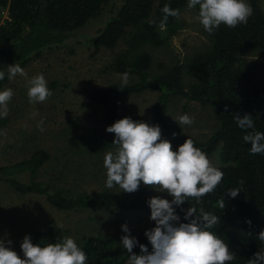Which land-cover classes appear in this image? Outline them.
I'll return each mask as SVG.
<instances>
[{"label": "trees", "instance_id": "16d2710c", "mask_svg": "<svg viewBox=\"0 0 264 264\" xmlns=\"http://www.w3.org/2000/svg\"><path fill=\"white\" fill-rule=\"evenodd\" d=\"M114 1L0 0V21L4 8L7 12V18L0 23V70L6 73L5 79L0 81V90L8 80V65L16 63L23 67L41 57L44 50L58 49L75 36L83 37L95 49L114 50L119 42L123 43L124 47L115 54L109 68L120 76L127 72L134 79L126 85L111 82L102 89L93 90L88 95L89 101L107 107L105 121L111 125L121 118L117 107L120 96L157 91L159 96L152 108L153 124L159 125L161 133L166 134L172 132L165 112L173 97L181 96L213 108L218 127L207 139L184 135L181 128H177L179 135L174 138L172 148L175 151L186 138L193 139L206 154L220 145L221 164L217 167L223 171L224 178L214 192L202 198L201 203L189 200L180 206L173 205V208L180 216V222H187L184 212L189 205L196 206L197 216L201 207L218 215L220 223L210 230L235 253L236 259L230 264H247L255 252L264 248V243L257 238L264 229V154L250 152V144L242 138L245 130L238 127L234 114L253 116L255 130L264 132V70L257 74L254 60L248 61L244 57L245 52L252 51L264 58V12L259 0H248L252 14L246 24H238L235 28L221 24L212 34L208 33L203 49L186 62L175 61L169 66L155 62L151 49L166 46L185 27L180 12L188 7V0H122L115 12ZM166 4L178 9L179 17L169 16L162 28V9ZM94 20L101 22L102 27L93 36L83 34V27ZM6 122V117L0 118V127ZM68 123L73 130L79 128L70 118ZM87 131L91 129L87 128ZM89 136L84 134L78 143L92 151L98 145L89 144ZM49 159L46 149L37 148L26 158L1 164L0 182L21 194H39L50 205L62 210L118 208L150 213L147 201L152 196L141 193L127 196L126 192L106 188L87 193L34 181L33 175ZM23 174H28L30 179L21 180ZM234 188L240 191L232 198L228 190ZM222 198L224 209L220 208ZM63 236L64 231L59 226L51 225L39 229L31 242L55 243ZM75 241L86 253L87 264L128 262L127 251L114 237L91 234L82 235ZM137 241L134 253L140 254L139 244L146 245L151 251L147 237L137 238Z\"/></svg>", "mask_w": 264, "mask_h": 264}, {"label": "rangeland", "instance_id": "374dc122", "mask_svg": "<svg viewBox=\"0 0 264 264\" xmlns=\"http://www.w3.org/2000/svg\"><path fill=\"white\" fill-rule=\"evenodd\" d=\"M121 3L122 0L113 2L114 12ZM259 4L264 12V0H259ZM198 8V5L192 9L187 7L180 12L185 27L166 46L151 49L155 62H163L165 66L175 61L186 62L195 52L204 48L208 32L198 20ZM3 11L0 23L7 18L6 9ZM100 27L102 23L94 20L84 26L81 32L93 36ZM123 47L124 44L119 42L114 50L95 49L83 37L75 36L58 49L44 50L41 57L23 66L26 77L17 75L14 79H8L1 90L10 87L14 95L8 104L6 125L0 127V165L19 161L33 150L44 148L49 152L50 159L33 175L34 181L49 182L55 188L85 190L87 193L104 188L121 192L118 186L111 189L105 186L103 157L105 152L114 151L116 147L112 144L114 133L106 131L107 126H110L105 121L107 107L90 102L88 95L111 82H122L121 76L112 71L109 64ZM244 55L246 60H254L256 73L264 70V58L259 54L248 51ZM38 73L47 79L52 95L43 103L32 104L27 96V79ZM133 79L129 77L127 83ZM185 80L188 77L185 76ZM158 96L157 91L120 96L117 100L120 117L127 116L153 124L152 108ZM182 114L193 117L194 123L179 125L176 121ZM165 117L172 132L161 133V138L169 140L171 144L179 135L177 128H181L184 135L204 140L218 127L210 105L189 101L181 96H175L169 101ZM69 118L79 125L78 129L69 127ZM41 120L43 132L37 127ZM87 128L91 131H87ZM84 134L90 135L89 144L98 147L89 151L84 144L78 143ZM69 143L73 145L69 146ZM219 148L220 145L207 154L216 167L221 164ZM20 178L28 181L30 176L23 174ZM137 193L171 200L167 192L157 191L143 183L137 191L127 193V196H135ZM51 225L59 226L65 235L75 240L82 235L95 234L114 237L121 244V237L126 234L121 225H127L128 234L137 239L146 237L145 230L154 227L155 222L150 219V213L142 210L58 209L39 194H21L0 182V238L6 242L10 240L8 246L22 256L20 243L25 235L31 239L39 229Z\"/></svg>", "mask_w": 264, "mask_h": 264}, {"label": "clouds", "instance_id": "9594fccd", "mask_svg": "<svg viewBox=\"0 0 264 264\" xmlns=\"http://www.w3.org/2000/svg\"><path fill=\"white\" fill-rule=\"evenodd\" d=\"M198 8V20L205 31L212 34L221 24L235 28L238 24H246L252 14L248 0H188V8ZM163 28L169 16L179 17V10L164 5ZM5 71L0 70V81L5 79ZM17 75L27 76L25 70L16 63L7 66V78ZM122 85L129 79L127 72L121 74ZM123 89V87L121 88ZM14 92L7 87L0 90V118L7 117L8 104ZM52 95L48 81L42 73L27 79V96L29 103H43ZM35 115V113H33ZM239 128L245 130L243 141L250 144L252 154H264V132L255 130L253 116L235 115ZM179 125H191L194 118L182 114L176 121ZM43 132V120L38 125ZM114 133L112 144L114 151H107L103 157L106 169L105 186L109 189L118 186L121 191L133 193L143 183L157 191L167 192L171 200L160 196H152L147 201L150 208V219L155 226L145 230V236L151 244V251L144 244H139L140 254L133 252L138 241L131 236L127 225H121L125 235L121 237V245L128 253V264H230L236 255L228 244L215 232L213 227L220 223V217L211 212L189 205L184 212L187 222H180V216L173 205L180 206L189 200L196 204L202 198L215 191L221 184L224 173L213 165L205 151L195 145L191 138H186L174 151L167 139L161 138L159 125L136 121L130 117L116 120L106 128ZM243 184V181L240 182ZM240 189H229L230 197L235 198ZM223 198L220 208L224 209ZM250 223V221H248ZM62 227V225H61ZM257 238L264 243V229ZM0 238V264H87L88 257L75 239L63 236L55 243L31 242L25 235L20 248L23 258ZM247 264H264V248H261L248 259Z\"/></svg>", "mask_w": 264, "mask_h": 264}]
</instances>
